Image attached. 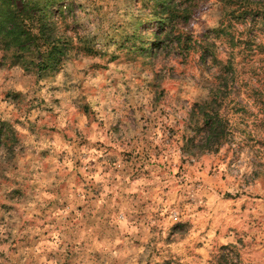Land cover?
<instances>
[{
  "label": "clouds",
  "instance_id": "obj_1",
  "mask_svg": "<svg viewBox=\"0 0 264 264\" xmlns=\"http://www.w3.org/2000/svg\"><path fill=\"white\" fill-rule=\"evenodd\" d=\"M0 264H264V0H0Z\"/></svg>",
  "mask_w": 264,
  "mask_h": 264
},
{
  "label": "rangeland",
  "instance_id": "obj_2",
  "mask_svg": "<svg viewBox=\"0 0 264 264\" xmlns=\"http://www.w3.org/2000/svg\"><path fill=\"white\" fill-rule=\"evenodd\" d=\"M160 30H161V31L163 30V26H160ZM154 46H158V45H154Z\"/></svg>",
  "mask_w": 264,
  "mask_h": 264
}]
</instances>
